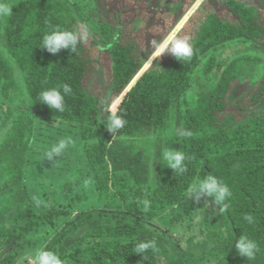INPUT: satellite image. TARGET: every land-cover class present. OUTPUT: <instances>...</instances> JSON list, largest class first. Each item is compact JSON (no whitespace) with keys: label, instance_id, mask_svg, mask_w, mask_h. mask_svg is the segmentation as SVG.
I'll return each mask as SVG.
<instances>
[{"label":"trees","instance_id":"obj_1","mask_svg":"<svg viewBox=\"0 0 264 264\" xmlns=\"http://www.w3.org/2000/svg\"><path fill=\"white\" fill-rule=\"evenodd\" d=\"M102 3L77 17L66 0H13L1 21L0 191H11L13 216L0 226V264H13L33 236L49 235L81 199L70 196L78 181L63 186L67 206L46 190L37 206L21 190L35 131L32 112L76 124L85 142L111 139L84 146L86 173L93 174L103 206L75 211L45 251L69 264H264V0ZM56 29L78 35L76 50L53 55L41 47ZM166 38L165 53L145 65ZM180 41L191 46L190 59L169 52ZM241 43L259 51L237 49L216 69L215 52ZM65 84L71 93L63 112L38 102L40 92ZM113 112L126 121L115 134L106 129ZM168 129L172 150L185 156V171L159 160L150 175L145 139ZM209 174L230 189L220 205L188 195L192 183ZM205 202L203 241L191 237L182 248L150 229L152 220L172 226L191 214L188 203ZM242 235L256 242L254 259L236 252ZM150 240L158 250L133 253L136 243Z\"/></svg>","mask_w":264,"mask_h":264},{"label":"rangeland","instance_id":"obj_2","mask_svg":"<svg viewBox=\"0 0 264 264\" xmlns=\"http://www.w3.org/2000/svg\"><path fill=\"white\" fill-rule=\"evenodd\" d=\"M4 1V2H3ZM13 0H0V3L10 4ZM68 1L75 10L78 11V16L87 14L92 8H97L100 5L104 6L103 0H66ZM150 4H155L157 0H148ZM193 8V7H192ZM191 8V9H192ZM190 9V10H191ZM179 11V8L175 10ZM189 12H187L188 14ZM186 14V15H187ZM185 15V16H186ZM3 18H0V25ZM183 20V19H182ZM174 32V31H173ZM173 32L169 34V38ZM166 40L155 50L152 56L147 60L145 65H148L152 59L157 55L159 48H163ZM225 46L224 49L219 52H215L217 57L216 69L220 68L225 61V58L230 57L232 54H236L235 50L241 49L247 50V52L257 53L259 50L253 45L248 43L246 45ZM249 49V50H248ZM237 52V53H238ZM245 53V52H243ZM242 53V54H243ZM99 64L103 60L102 52L99 53ZM219 56V57H218ZM253 70V68H246V70ZM199 71V70H198ZM197 71V72H198ZM196 72V73H197ZM100 76V75H99ZM100 78L98 77V80ZM197 82V79H195ZM204 84V80L201 79L196 84L200 87V83ZM194 84V80H193ZM16 109V106L13 107ZM15 111V110H14ZM32 111H30L31 113ZM16 114V111H15ZM35 120V131L30 147V153L28 158V165L25 171L24 184L21 187L22 191H26L32 199L42 201L44 198L43 191H49L53 193L54 197L57 198L58 202L62 205L67 206V198L64 193L63 186L66 183L72 181H78L74 190L70 193V196L78 197L80 200L74 208L70 209L74 211L70 217L63 218L60 220V226L52 230V232L45 235H37L31 238L33 245L25 248L16 258L13 264H35V258L37 253L45 251V247L50 244L53 236L59 231L60 227L68 219L74 218L75 211L81 209H92L101 208L103 201L98 198V192L95 188L93 174H87L85 168V154L84 146L85 143L98 142H109L111 139L99 138L96 140H89L85 142L80 137L78 126L71 122L62 121L57 118H53L44 114H38L36 112L31 113ZM71 138L73 144L70 145L61 155L53 157L52 161L42 159L44 153L60 139ZM173 133L170 129L163 130L159 134H154L151 137L145 139L148 144V151L150 153L148 158L149 174L152 175L159 166V160L161 164H166L163 159L162 153L165 149H172ZM157 151L159 155L157 156ZM11 194L10 190L0 191V226L2 224L9 226L12 222L13 208L9 206L8 196ZM190 208L191 214L185 213L182 220L172 226H165L160 224L156 220H152L149 223L150 229L157 230L158 232H166L171 239L178 242L179 246L185 248L187 246V240L189 238H195V242L203 241L206 236V228L203 224L202 216L209 211L210 202H205L204 206L198 204L191 208L190 203L187 204V209ZM1 239V238H0ZM63 240L61 241V243ZM0 245V251L2 250ZM7 251L4 252L6 254ZM3 255L0 256V259ZM61 264H69L67 260H60Z\"/></svg>","mask_w":264,"mask_h":264},{"label":"clouds","instance_id":"obj_3","mask_svg":"<svg viewBox=\"0 0 264 264\" xmlns=\"http://www.w3.org/2000/svg\"><path fill=\"white\" fill-rule=\"evenodd\" d=\"M10 14V5L7 3H0V18L7 17ZM78 42V35L75 32L56 29L44 36L41 47L48 53L55 55L63 49L71 51L76 50ZM169 52L175 57L182 59H190L193 55L191 46L184 41L178 42ZM163 53H165V48H159L157 55L160 56ZM70 93L71 87L67 84L62 86V90L61 88L46 89L39 93L38 102L46 105L52 110L63 112L65 110L64 97ZM125 123V120L113 112L109 116L106 129L110 133L115 134L125 125ZM183 135L191 136V133L185 132ZM72 144L73 141L71 138L60 139L44 153L42 159L52 161L53 157L61 155ZM162 156L168 168H171L177 173H183L185 171V156L180 151L165 149ZM188 195L196 201H199L201 197L211 198L215 204L220 205L231 196V192L227 185L220 182L214 175L209 174L204 178H197L189 188ZM39 203L40 202L38 201L37 206H39ZM144 203L145 208L147 209L148 202L145 201ZM246 219L251 223V217H246ZM234 247L239 256L247 259H254L255 254L258 251L256 242L243 235L235 241ZM149 249L158 250L155 240L136 243L133 253L142 256V254ZM35 264H61V261L55 253L41 251L37 253Z\"/></svg>","mask_w":264,"mask_h":264},{"label":"water","instance_id":"obj_4","mask_svg":"<svg viewBox=\"0 0 264 264\" xmlns=\"http://www.w3.org/2000/svg\"><path fill=\"white\" fill-rule=\"evenodd\" d=\"M134 81H135V79L130 83V85H132Z\"/></svg>","mask_w":264,"mask_h":264}]
</instances>
